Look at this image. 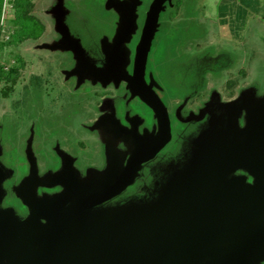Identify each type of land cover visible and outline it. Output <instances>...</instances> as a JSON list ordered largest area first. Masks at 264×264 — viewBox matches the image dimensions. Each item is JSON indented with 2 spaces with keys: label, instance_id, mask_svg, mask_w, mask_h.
I'll use <instances>...</instances> for the list:
<instances>
[{
  "label": "rangeland",
  "instance_id": "1",
  "mask_svg": "<svg viewBox=\"0 0 264 264\" xmlns=\"http://www.w3.org/2000/svg\"><path fill=\"white\" fill-rule=\"evenodd\" d=\"M30 1L34 5V16L46 26V35L50 27H56L59 21H62L63 29L79 41L81 49L97 57L102 42L112 31L113 15L104 8V5L102 6V0ZM153 1H140L134 12L137 25L138 23L140 25V18L141 20L144 18ZM176 3L173 8L171 4H167L170 12H166L165 16L167 5H164L163 17L158 16L147 55L146 71L156 85L155 91L152 92L165 111L173 114L170 115V139H186L183 146H188L186 142H189L188 150H184L183 146L177 150V141L173 140L155 159L139 167L125 189L111 199L79 213L67 224L70 236L77 245L78 240H81V229H85L86 226L92 228L95 225L104 227L116 217L126 216L127 209L144 206L145 215L152 216L154 214L151 213L152 201L164 195L174 180L179 182L181 180L179 176L191 177L193 170L199 166L213 173L215 162L206 165L208 162L206 156L209 152L217 150L215 149L217 139H229L231 136L233 137L230 139H249L244 136V129L248 127L250 109L264 103V0H176ZM12 7V0H3L0 42L6 40L15 28L11 23H7L13 18ZM52 13L61 16L56 26H53L51 20ZM52 30L53 35L50 34L44 42L38 39L39 27H28L23 44L15 43L0 51V63L7 66L18 64L17 70L22 73L35 72L44 76L45 73L52 75L57 72L59 69L57 57L61 54L55 53V50L42 48L54 45L50 41L55 37L56 28ZM40 42L42 43L38 44ZM19 81L25 84L24 81L27 80L25 77ZM20 86H16L15 91L6 96L0 93V205L1 203L5 205L4 201L9 199L13 200L14 207L5 210L9 212V220L14 224L15 232L35 234L36 222L33 221L31 211L29 209L27 211L28 206L20 193L23 162L27 160L25 155H22V139L28 133L29 138L35 134V139H47L48 136H51L50 139H56L46 129L45 124L50 123L53 126L51 118L53 115L59 116L64 101L62 97L56 98L59 94L56 85L53 92H47L50 96L44 98L45 104L41 102L42 107H39L37 89L29 95L27 90H22ZM233 87L237 95L228 100L226 97L230 93L229 88ZM195 93L199 94L198 98L207 99L203 112L208 118L198 131L192 130V122L179 120L177 117L180 107ZM50 99H55V102H49ZM65 99L69 102V98ZM125 99L130 100L127 94ZM34 110H39L41 117L44 113L47 123L39 125L37 116L36 120L31 118L34 117L32 113ZM136 114L141 121H145L146 127L154 126L153 116L146 108L139 106ZM80 119V117L74 119L72 124H69L70 127L66 129L68 135L75 138L82 133L84 139H89L86 137L89 135L78 130L80 125H76V122ZM240 119L243 121L242 126L239 123ZM33 122L36 124L34 130L31 125ZM239 134L241 137H238ZM92 139L95 146L98 143L103 147L109 144L95 136ZM109 146L118 152L115 147ZM94 149L95 163L100 155L97 154L98 147ZM219 152L213 156L218 158ZM99 161L97 164L100 165ZM229 162L230 160H226L227 164ZM235 167L230 176L241 177L245 182L249 178L253 180L258 175L251 173L253 171L251 167ZM228 169L230 170V166ZM78 176L82 181L79 183L80 188L89 191L100 188L104 173L90 168L83 177L79 174ZM45 178L51 182L46 188L57 184L54 175H47ZM166 184L168 186H165ZM85 238L87 241L92 239L87 232ZM18 260L19 256L14 259L13 264Z\"/></svg>",
  "mask_w": 264,
  "mask_h": 264
},
{
  "label": "water",
  "instance_id": "2",
  "mask_svg": "<svg viewBox=\"0 0 264 264\" xmlns=\"http://www.w3.org/2000/svg\"><path fill=\"white\" fill-rule=\"evenodd\" d=\"M164 1L154 0L150 6L136 51L134 73L126 79L132 92L157 115L161 137L157 147L134 154L117 178L113 174L104 175L102 187L97 190L75 189L79 183L70 182L61 194L51 199H36L27 191L30 177L22 180L21 196L33 211L37 231L16 233L9 213L0 212V264H13L18 256L16 264H260L264 261V103L250 109L248 127L244 129V136L249 139H230L233 136L217 139L218 151L206 156V165L215 162L213 173L199 166L191 177L185 175L187 182L183 175L179 176V182L174 180L164 195L152 201V216L145 215L144 206H138L127 209L126 216L116 217L104 227L81 229L78 245L70 236L69 222L125 189L141 163L152 158L167 142L166 111L158 98L140 84ZM119 40L122 39L116 36L115 43ZM42 48L54 50L56 46ZM107 67L110 73L123 72L124 64L109 59ZM218 152V158L213 156ZM226 160L230 162L227 164ZM234 165L251 167V173L258 175L251 183L230 176L236 169ZM40 218L46 220L44 225ZM84 230L91 240H86Z\"/></svg>",
  "mask_w": 264,
  "mask_h": 264
},
{
  "label": "flooded vegetation",
  "instance_id": "3",
  "mask_svg": "<svg viewBox=\"0 0 264 264\" xmlns=\"http://www.w3.org/2000/svg\"><path fill=\"white\" fill-rule=\"evenodd\" d=\"M140 1L141 0H102V6L104 5V8L112 12L113 15L111 20L112 31L110 32V36L104 39L105 41L102 42L100 40L102 45L97 51V57H93L88 51L81 49L79 41L69 35L67 30L63 29L62 21H59V25H57V20L61 17L60 15H54L52 13L51 20L53 26H57L50 27L49 25L50 30L47 35L44 22L35 16L40 30V35L38 36L39 40L41 39L45 42V38H48L50 34L53 35L52 29L56 28V31H54L55 37L50 43L56 46L54 52L61 54L57 57L59 69L52 75L45 73L44 76L42 73L35 72L13 73L9 80L12 87L10 92L13 93L15 87H19L20 85H22L20 88H22V90H27L29 95L30 92L33 93L34 90L37 89L38 106L42 107L41 102L45 104L44 98L50 96L47 92H53V87L58 85L59 91L57 93L59 94L56 98L62 97L64 106L59 116H52V114H50L53 117L51 118L52 123H54L53 126L47 123L44 113L41 117L39 110H34L32 112L34 117L31 118L36 120L37 116L39 125L47 123L45 124L47 126L46 129L49 130V133H51L53 137H56V139H50L51 136L47 134V139H35V134L29 138V133L22 139V155H25L27 160L23 162V176L20 181L30 177L31 183L27 191L32 197L36 199H51L66 190L70 182L74 184L82 182L78 179V174L83 177V174L90 168L98 170L107 176L110 174L116 175L117 178L124 172L128 162L134 154L140 155L144 153L146 149L157 147L161 139L159 136L157 115L139 96L132 92L130 84L126 80L133 76L137 51L136 46H138L141 41L145 22L149 13L148 10L144 18H142V20L140 18V25L139 23L138 25L136 24L134 12L139 6ZM167 4H171L172 8L177 5L176 0H165L162 7ZM169 8L167 5L165 13L161 8L157 15V19L158 16L161 18L163 17L162 13H164V16L167 15V13L170 12L168 11ZM157 22L156 20V24ZM160 25L162 26V24ZM116 36H119L122 40L115 43ZM41 43L42 42L38 44ZM78 53L80 57L77 55ZM109 59L124 64L123 72L114 70L115 72L110 73L107 67ZM15 63L17 64L19 62ZM17 65H8L7 67L17 69ZM23 75H26L27 81H24L25 84L19 81L21 79L24 80L25 77ZM141 80L140 84L143 86L142 89L145 91L148 90L152 96H155L152 90L155 91L156 85L151 81L149 73L147 75L146 62ZM26 83H28V88H26ZM229 89L230 91H228L230 93L226 98L231 100L235 98L237 94L234 87ZM126 94L127 97L130 98L129 101L125 99ZM198 95L199 94L195 93L192 97H189L184 104L185 106L183 105L180 107L177 113L179 120L192 122L191 127L192 130L194 129L193 131L201 130V125L205 124L208 118L203 112V106L205 108L207 99L198 98ZM65 97L69 98V102L66 101ZM208 99L209 102L210 98ZM211 101H213V99H211ZM49 102H55V99H50ZM138 105L146 108L151 116H153V127H146L145 121H141V119L136 116L137 108H139ZM177 105H179V103ZM166 115L168 118V125L170 126V115L172 116L173 114L172 112L166 111ZM79 117L81 118L80 121L76 122V125H80L78 130L83 132V134L86 133L89 135L86 136L89 139H84L81 132V134L76 135L75 138L68 135L66 129L70 127L69 124L71 125L73 120ZM142 119L144 120L145 118ZM149 120H151V117H149ZM242 122L243 121L240 119V126H242ZM31 125L34 130L36 124L33 122ZM59 128L64 130L60 131ZM93 136L105 142L107 141L109 144L103 147L98 143L95 146L92 142ZM173 140L177 141L178 150L183 146L186 139H170L168 135L166 144L156 152L152 158L142 162L140 166L155 159L158 153L167 145H170ZM186 143L189 146V142ZM35 144L37 148H35ZM109 145L115 147L118 152L111 149ZM94 146L98 147L97 154L100 155V157L98 156V160H95V163L93 157L95 150ZM188 146L184 145V150L186 149L187 151ZM97 161H99L100 165L97 164ZM47 175H54V181L57 183L54 187L46 188L49 187L51 183L45 178ZM247 182L251 183L252 179L249 178ZM165 186H167V184ZM73 188L82 189L80 185H75ZM4 202L3 204L5 205H2V203L0 205V212L9 213L8 210L5 209L14 207L13 200L9 199ZM20 204L21 202H19V205ZM28 209L31 211L30 214L32 216L33 211L29 206L27 207V211H29ZM39 221L43 225L46 223V220L43 218H40ZM261 264H264V262H261Z\"/></svg>",
  "mask_w": 264,
  "mask_h": 264
},
{
  "label": "trees",
  "instance_id": "4",
  "mask_svg": "<svg viewBox=\"0 0 264 264\" xmlns=\"http://www.w3.org/2000/svg\"><path fill=\"white\" fill-rule=\"evenodd\" d=\"M2 3L0 0V18L2 13ZM13 3V18L7 23H11L15 28L8 35V38L0 42V51L9 45L15 43H22L25 41L24 36H27L28 27H38V22L33 14V3L30 0H12ZM2 31V25L0 23V34ZM1 53V52H0ZM15 68H9L6 64L0 63V93L2 96H6L11 91V85L9 80L13 73H17Z\"/></svg>",
  "mask_w": 264,
  "mask_h": 264
}]
</instances>
